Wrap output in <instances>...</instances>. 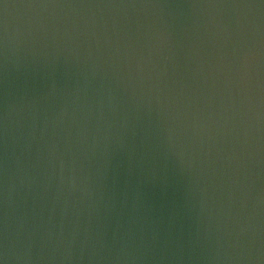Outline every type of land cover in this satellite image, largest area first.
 Wrapping results in <instances>:
<instances>
[{
    "label": "water",
    "instance_id": "obj_1",
    "mask_svg": "<svg viewBox=\"0 0 264 264\" xmlns=\"http://www.w3.org/2000/svg\"><path fill=\"white\" fill-rule=\"evenodd\" d=\"M0 264H264V0H0Z\"/></svg>",
    "mask_w": 264,
    "mask_h": 264
}]
</instances>
